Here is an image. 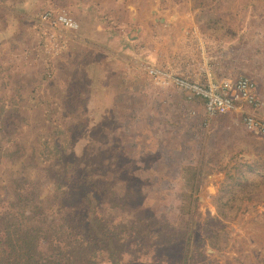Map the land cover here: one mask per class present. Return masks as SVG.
I'll use <instances>...</instances> for the list:
<instances>
[{"label": "rangeland", "instance_id": "1", "mask_svg": "<svg viewBox=\"0 0 264 264\" xmlns=\"http://www.w3.org/2000/svg\"><path fill=\"white\" fill-rule=\"evenodd\" d=\"M94 2L0 0V209L23 225L32 205L55 200L48 171L57 167L56 146L67 149L64 129L91 120L100 104L113 117L110 143L126 151L122 162L140 166L132 177L159 218L180 225L189 199L196 198L192 220L199 241L192 244V261L264 264V138L247 131L237 113L207 117L199 100L154 84L142 69L171 67L194 81L201 67L214 80L243 75L254 82L263 109L264 0H142V36L133 42L142 57L125 61L110 55V46L92 47L82 37L45 62L35 17L47 9L74 20L79 13L81 24L76 21L87 30L81 6ZM107 16L100 27L136 34L123 13ZM120 44L115 38V51ZM88 64L92 76L83 78ZM70 74L80 87L94 84L84 110L74 94L63 97ZM25 194L21 208L16 196Z\"/></svg>", "mask_w": 264, "mask_h": 264}, {"label": "trees", "instance_id": "2", "mask_svg": "<svg viewBox=\"0 0 264 264\" xmlns=\"http://www.w3.org/2000/svg\"><path fill=\"white\" fill-rule=\"evenodd\" d=\"M90 66L83 78H91ZM70 75L63 97L74 94L84 110L92 102L94 84L88 80L80 87ZM99 108L91 120L64 129L70 143L65 150L56 146L57 167L48 171L55 200L45 207L32 205L23 225L0 209V264H205L202 258H190L197 248L192 244L199 241L192 220L196 198L189 199L180 225L159 218L140 193L139 179L132 177L140 166L122 162L126 151L110 143L111 111ZM16 200L22 208L27 195Z\"/></svg>", "mask_w": 264, "mask_h": 264}, {"label": "built area", "instance_id": "3", "mask_svg": "<svg viewBox=\"0 0 264 264\" xmlns=\"http://www.w3.org/2000/svg\"><path fill=\"white\" fill-rule=\"evenodd\" d=\"M33 23L38 48L45 62H49L52 55L65 51L78 40V23L63 11L44 10L35 17ZM142 69L154 84L175 88L187 101L199 100L207 117L237 113L247 131L264 138V115L255 113L261 103L250 78L239 75L214 80L208 69L201 67L203 75L200 81H194L171 67L145 64ZM242 105H247L252 110H243Z\"/></svg>", "mask_w": 264, "mask_h": 264}, {"label": "crops", "instance_id": "4", "mask_svg": "<svg viewBox=\"0 0 264 264\" xmlns=\"http://www.w3.org/2000/svg\"><path fill=\"white\" fill-rule=\"evenodd\" d=\"M104 1L106 0H103V2ZM103 2L95 0L91 6L84 4L81 6L80 12L83 15V19L87 20L89 28L86 30L83 29L82 25H80L82 19L79 17L78 13L76 20L80 22V24L78 25V30L76 32L78 36L77 39L80 40L83 37L85 40H88L90 43L89 45L92 47L100 45L110 46L112 49H107L106 51L110 53V55H120L119 57L125 59V61L129 60V58L131 59L132 56L138 57L140 55L139 57H142V52L138 51L140 49L137 50L136 48H133V42L137 41V38H141L142 36V0H109L108 3ZM23 3L24 2H22V4ZM18 5L19 3H17V6ZM101 7L105 8V10H99ZM116 13H120V15L123 13V17L128 22L127 27L130 28L132 32H136L134 36L129 35L126 30L115 31L114 28L110 29L109 27H100L99 22H104L105 20L108 21V14L112 16ZM181 36L180 39L183 40V35ZM115 38H118V42L120 41L121 43L120 47L117 48L119 51H115L116 48L112 46ZM79 40L76 41L77 44L79 43ZM176 71L178 72L179 70L176 69ZM130 74L131 72H128L127 77ZM242 109L247 111L252 110L251 107L247 105H242ZM255 113L258 115H264V107L263 109L256 110Z\"/></svg>", "mask_w": 264, "mask_h": 264}]
</instances>
